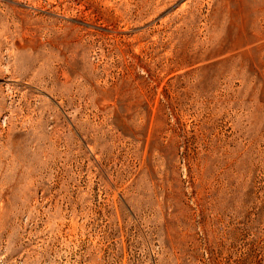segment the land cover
Returning <instances> with one entry per match:
<instances>
[{"label":"rangeland","instance_id":"rangeland-1","mask_svg":"<svg viewBox=\"0 0 264 264\" xmlns=\"http://www.w3.org/2000/svg\"><path fill=\"white\" fill-rule=\"evenodd\" d=\"M0 264H264V0H0Z\"/></svg>","mask_w":264,"mask_h":264}]
</instances>
